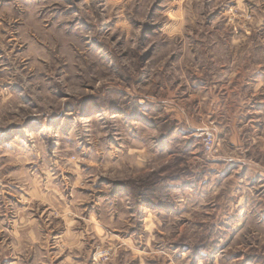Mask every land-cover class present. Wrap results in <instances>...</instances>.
Segmentation results:
<instances>
[{"label": "rangeland", "instance_id": "rangeland-1", "mask_svg": "<svg viewBox=\"0 0 264 264\" xmlns=\"http://www.w3.org/2000/svg\"><path fill=\"white\" fill-rule=\"evenodd\" d=\"M0 264H264V0H0Z\"/></svg>", "mask_w": 264, "mask_h": 264}, {"label": "clouds", "instance_id": "clouds-1", "mask_svg": "<svg viewBox=\"0 0 264 264\" xmlns=\"http://www.w3.org/2000/svg\"><path fill=\"white\" fill-rule=\"evenodd\" d=\"M85 103L87 104H94L95 101L92 100V98H89L88 101H86ZM104 183H108L107 181H105ZM115 191H114V195L119 197V196H128L130 193V189L131 186L128 184H116L113 186ZM143 195L147 196V193H144Z\"/></svg>", "mask_w": 264, "mask_h": 264}, {"label": "built area", "instance_id": "built-area-1", "mask_svg": "<svg viewBox=\"0 0 264 264\" xmlns=\"http://www.w3.org/2000/svg\"><path fill=\"white\" fill-rule=\"evenodd\" d=\"M206 141H207V145H206L207 149L211 150L212 146H213V137H212V135H207Z\"/></svg>", "mask_w": 264, "mask_h": 264}]
</instances>
